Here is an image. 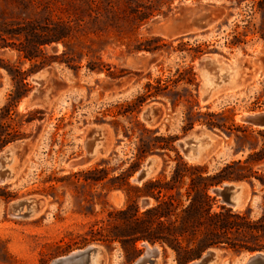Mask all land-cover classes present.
Here are the masks:
<instances>
[{
  "label": "rangeland",
  "instance_id": "1",
  "mask_svg": "<svg viewBox=\"0 0 264 264\" xmlns=\"http://www.w3.org/2000/svg\"><path fill=\"white\" fill-rule=\"evenodd\" d=\"M198 3L216 6L220 15L206 30H186L183 9ZM28 21L60 22L68 36L42 47L46 61H51L44 65L42 58H24L17 38L6 36L7 43L0 39V45H5L0 46V122L10 123L18 136L1 147L0 153L23 141L29 143L28 150L16 154L12 161L15 179L0 184V264H51L88 245L101 248L100 264H134L144 255L146 242H138V251L133 252L119 241L85 243L81 236L96 221H106L110 211L125 207L127 190L112 186H118L121 180L116 178L127 173H131L130 185H141L132 179L148 156L156 155L158 160L150 178H170L176 166L174 150H154L141 160L136 157L138 146L154 144L155 137H160L159 144L164 143L161 138L172 137V145L184 161L206 166L210 174L264 148V130L240 119L246 113L264 110V0H0V33L3 27L16 28ZM211 54L229 64V78L219 82L205 103L200 99L205 76L198 62ZM246 59L256 61L252 70L240 66ZM90 62L100 70H90ZM15 67L28 74L24 85L12 81L7 68ZM41 69L50 72L36 82L34 75ZM157 79L162 83L181 80L176 86L171 83L169 96L149 98L137 105L136 98L146 83L157 85ZM30 94L34 95L33 104L24 108L23 100ZM10 103L14 106L2 119L3 107ZM151 104L157 106L158 114L155 122L148 124L141 112ZM191 108L194 120L215 114L212 118L231 131L210 129L199 121L185 130ZM95 126L104 132V153L89 163L73 165L87 154V131ZM237 126L246 131L236 130ZM196 131L212 132L218 145L204 149L206 155L199 161H189L177 142ZM135 163L138 166L133 170ZM94 167L106 170V178L85 181L83 175L76 174ZM249 167L264 176V161L251 162ZM242 182L245 202L231 209L257 220L264 214V187L254 177L252 183ZM215 187L210 194L222 204L212 192ZM185 188L183 185L180 191L184 193ZM1 189L13 197L6 200ZM29 197L43 200L40 212L29 218L9 215L10 202ZM142 199L154 203L150 197L141 198V209L145 208ZM154 246L159 249L155 264H179L171 248ZM217 248L222 256L216 264H240L242 254L252 253L227 245Z\"/></svg>",
  "mask_w": 264,
  "mask_h": 264
},
{
  "label": "trees",
  "instance_id": "2",
  "mask_svg": "<svg viewBox=\"0 0 264 264\" xmlns=\"http://www.w3.org/2000/svg\"><path fill=\"white\" fill-rule=\"evenodd\" d=\"M15 37L19 41L18 51L23 57L35 61L42 58L41 63L46 61V52L42 48L52 42L64 40L68 31L60 22H34L28 21L24 26L16 28H1L0 39L7 43V38ZM264 38V35H261ZM1 47L5 45H0ZM68 65L69 62L65 61ZM73 67H79L74 65ZM92 71L100 70L95 63L88 64ZM12 81L15 84L24 85L28 74L19 67L7 68ZM181 79L168 80L162 83L161 79L156 80L154 85L147 82L143 93L136 99V104L141 105L149 98H157L160 95L169 96L170 86L178 84ZM191 83L192 80H189ZM174 104V103H173ZM14 104H7L3 107L1 118L4 119L10 113V107ZM137 106L130 111H134ZM5 112V113H4ZM208 118H196L191 110L188 112V130L193 127L194 121L205 123L210 129H229L224 123L212 118L215 114L206 113ZM11 129V131H10ZM10 123L0 122V148L15 141L18 136L16 130ZM236 130L246 131L237 126ZM264 130V129H261ZM14 133V134H13ZM163 144H159L160 137H155L154 144H142L137 148L136 157L143 159L148 153L154 150H174L176 153V166L169 179L165 176L149 178L141 185H130L128 179L131 173L123 177L118 186L127 190L128 201L125 207L112 210L108 213L106 221H96L91 225L86 235L81 236L83 242L97 241L106 245L113 241H119L123 248L130 247L133 252L138 251L137 243L146 242L152 245L158 244L165 249L171 248L175 251L179 264H186L188 261L198 257L203 251L210 247L229 246L236 251H257L264 250V214L257 220H251L249 215L234 211L230 207L218 204L215 196L210 194V189L224 181H248L252 178L258 179L264 187V176H258L257 171H252L250 163L264 161V148L252 151L245 160H235L228 163L222 169L210 174L206 166L190 165L173 147L172 137L161 138ZM158 143V144H156ZM138 166L135 163L133 170ZM247 170V173L243 171ZM103 172L102 176L92 177L91 174ZM83 175L85 181H102L107 176L104 169L97 167L86 172H76ZM188 178V182L184 179ZM186 185L184 193L180 189ZM3 197L8 200L13 195L4 189ZM134 193L131 195V193ZM185 195V199L182 197ZM152 198L154 203L144 209L139 206V199ZM185 201H188L187 204Z\"/></svg>",
  "mask_w": 264,
  "mask_h": 264
},
{
  "label": "water",
  "instance_id": "3",
  "mask_svg": "<svg viewBox=\"0 0 264 264\" xmlns=\"http://www.w3.org/2000/svg\"><path fill=\"white\" fill-rule=\"evenodd\" d=\"M183 18L186 30H206L218 19L220 15L219 9L212 4L198 3L193 7H187ZM199 68L205 76L204 83L201 85V101L208 102L214 94L217 85L223 80H227L229 64L222 62L217 54H211L202 57L199 62ZM256 61L254 59H246L241 62L240 66L244 69L252 70ZM220 70L224 73L218 74ZM49 69H41L34 75L36 82H41L43 77L49 73ZM219 78H222L220 80ZM34 95L30 94L23 100L24 107L32 106ZM158 114V108L155 104L145 107L141 116L142 119L150 124L155 122ZM241 121L261 129H264V110L253 113H246L240 117ZM212 132L196 131L186 134L177 144L189 161H199L206 154L204 149L210 145L217 144L216 137ZM104 132L99 127H91L87 131V136L84 142L86 155L79 160L73 162V165H83L89 163L98 154L104 153L102 142ZM29 148V143L23 141L12 147L4 148L0 153V184H5L12 181L16 177V167L12 165L14 156L22 154ZM158 167L156 155L148 156L144 163L138 169L135 177L132 179L137 184H142L155 172ZM212 192L220 198L223 205L236 208L238 205L244 204L246 199V189L242 181H227L212 189ZM257 195H254L256 197ZM142 206H148L150 202L147 199H142ZM43 208V200L40 198L29 197L19 198L8 204V213L16 218H29L40 212ZM146 251L134 264H155L159 255V249L156 246H151L148 243ZM150 246L151 249H148ZM102 250L99 246L88 245L82 249L73 251L67 255L58 257L51 264H100ZM221 250L217 247L206 249L197 259L189 264H216L221 259ZM240 264H264V250L252 252L250 255L242 254L239 259Z\"/></svg>",
  "mask_w": 264,
  "mask_h": 264
},
{
  "label": "bare ground",
  "instance_id": "4",
  "mask_svg": "<svg viewBox=\"0 0 264 264\" xmlns=\"http://www.w3.org/2000/svg\"><path fill=\"white\" fill-rule=\"evenodd\" d=\"M23 106H24V105H23ZM28 107H31V105H30V106H28ZM28 107H24V108H28ZM241 205H242V204H241ZM241 205H238L237 207H240ZM237 207H236V208H237Z\"/></svg>",
  "mask_w": 264,
  "mask_h": 264
}]
</instances>
